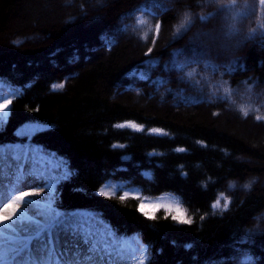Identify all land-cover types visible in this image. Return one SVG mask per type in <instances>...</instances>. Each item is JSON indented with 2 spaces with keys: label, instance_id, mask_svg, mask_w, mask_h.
I'll return each mask as SVG.
<instances>
[{
  "label": "trees",
  "instance_id": "trees-1",
  "mask_svg": "<svg viewBox=\"0 0 264 264\" xmlns=\"http://www.w3.org/2000/svg\"><path fill=\"white\" fill-rule=\"evenodd\" d=\"M186 14L190 27L177 33ZM140 16L161 25L154 45L152 32L141 39ZM262 22L264 0H0V82L19 90L0 144L66 158L60 206L138 234L149 264H264ZM125 122L144 130L114 127ZM24 128L37 131L21 137ZM112 185L146 203L175 194L192 222L163 208L145 217L141 200L98 194Z\"/></svg>",
  "mask_w": 264,
  "mask_h": 264
},
{
  "label": "snow or ice",
  "instance_id": "snow-or-ice-1",
  "mask_svg": "<svg viewBox=\"0 0 264 264\" xmlns=\"http://www.w3.org/2000/svg\"><path fill=\"white\" fill-rule=\"evenodd\" d=\"M137 23L147 29L141 39L147 40L152 32L154 45L160 23L153 27L144 16L138 17ZM190 24V16L186 14L176 32L186 31ZM259 27L264 29V22ZM151 52L152 48H149L145 55ZM148 63L151 65L153 62ZM177 67L183 70L185 65ZM132 74L137 75L135 72ZM193 74L194 70L187 73L189 77ZM138 75L144 79L148 73ZM222 87L226 97H230L231 90L226 84ZM51 88L63 90L65 83H54ZM5 89H11V85L0 82V131L10 116V105L19 95L18 89H11L8 95H4ZM240 110L247 117L248 109L242 106ZM256 120H264V116L257 115ZM114 127L144 130L143 125L135 122L117 123ZM36 131L24 128L18 135L31 137ZM148 134L168 135L162 128H151ZM119 147L124 148L125 145L120 144ZM176 151L184 152L185 149L178 148ZM144 175L150 178V174ZM70 178V162L57 153L34 144H0V264H127L130 256L135 257L132 264H149L150 245H143L138 234H119L96 211L66 210L60 206V185ZM98 194L105 198L119 194L122 201L128 198L141 200L138 192L123 190L116 185L109 186L107 190L101 188ZM144 200L138 204L137 210L145 217L154 219V213L163 208L178 223L192 222L186 217L182 202L175 194L161 196L155 203ZM229 203L225 200V211ZM212 208H221L220 199L212 204Z\"/></svg>",
  "mask_w": 264,
  "mask_h": 264
},
{
  "label": "clouds",
  "instance_id": "clouds-1",
  "mask_svg": "<svg viewBox=\"0 0 264 264\" xmlns=\"http://www.w3.org/2000/svg\"><path fill=\"white\" fill-rule=\"evenodd\" d=\"M245 187H249V188H250V185H247V184H246Z\"/></svg>",
  "mask_w": 264,
  "mask_h": 264
}]
</instances>
